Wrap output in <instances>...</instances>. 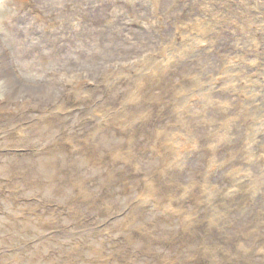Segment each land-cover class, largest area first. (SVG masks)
Masks as SVG:
<instances>
[{
	"label": "rangeland",
	"instance_id": "1",
	"mask_svg": "<svg viewBox=\"0 0 264 264\" xmlns=\"http://www.w3.org/2000/svg\"><path fill=\"white\" fill-rule=\"evenodd\" d=\"M48 1L0 0V264H218L221 261V256L226 257L229 264H238L244 261L248 255L249 263L252 261L254 264L262 262L264 259V196L262 190L258 188L257 182L252 178L253 175L260 178L256 170L259 168V163L254 158L251 149L246 147V139H242V143L234 150L228 149L229 140H235L232 132L236 127L235 119L227 122L229 134L222 128L224 137L216 139L212 133L206 132L205 129L204 132L202 131L204 134L196 135L194 129L199 125L192 127L194 122L190 121L200 120V116H194L189 108V103H187L184 116L175 114L180 123L176 131L181 136L179 150H176V145L173 149L171 146L167 147L171 142L172 137H170L165 145L169 155L168 159L166 155L160 166L149 160V166L145 167V171H142L144 162L141 159L125 163L121 155L110 152L115 149V146L97 148L99 145H96L94 146L96 148L93 147V149H100V152L104 153L102 154L104 160L117 163L114 166L102 160L98 161L97 155H93L91 158L90 152L87 150L84 151L87 156L80 159L82 154L79 153V150H74L72 144L67 141L68 135L62 138V133L74 131L72 127L79 130L83 129L82 126L90 128L89 125H85L87 119L77 114L80 108L70 115L58 119V115L55 114L57 109H54L58 100L51 98L52 101L48 103L46 100L49 92H39L40 87H35L47 83V78L51 80L50 78L54 77V75H50L51 71L81 67L80 71L87 70L86 77L83 78L90 80L89 86L93 87L96 82L95 77H90L88 70L95 69L98 72L108 63L106 61L116 58L120 61L131 60L126 62L131 64V62L139 60L138 58L141 56L146 57L144 52L166 44L167 35L172 32L170 25L163 23L162 27H159V24L154 25L145 19L150 17L151 2L149 0H58L59 2L56 1L53 4L55 8H52L53 5H47ZM95 2L101 4L100 16L92 6ZM45 8L46 12L38 11ZM61 8L76 9V16L72 17L69 24H67L65 14L60 12ZM84 8L87 9V15H82ZM78 11L79 14H77ZM38 12L43 14L41 21L44 23H35L34 19L36 18L34 17H39ZM133 16L135 17L132 19ZM88 17L90 20H86ZM92 25H96L97 30H103L102 42L123 36H139L137 39H144V42L129 43L120 49L111 50L106 53V56L100 57L97 64L80 63L73 60H65V62L63 60L62 62L57 57H55L57 59L51 58L53 56L44 61L39 59L40 49L38 47L45 49V51L42 50L43 53H48L53 51L56 45H63L59 50L63 49L66 52L69 48V46L66 47L68 43L89 39L87 31ZM36 26H38V30L43 26L47 27L44 30L48 31L49 28L56 31L48 32L47 36H44L45 34H42L41 31L36 32L35 30L32 35L25 34L26 29L36 28ZM167 27H169V31H167ZM23 34L27 38L25 42L22 41ZM66 35L68 38H64ZM10 39L16 40L20 45H14ZM4 52L8 53L9 57L5 60L9 64L11 73L6 72L3 67L4 58L1 56ZM54 55L58 56V53L54 52ZM40 57L42 58V56ZM208 57L207 60L210 63L212 61L210 57L214 59V55L210 54ZM196 58L197 55L192 54L179 61L178 68L171 67L167 70H160L159 74H157L158 71L152 73L148 70L143 73L139 67L136 69L130 67L131 69L127 70L129 72L120 69L123 72L117 73L108 79V82L100 73L102 83H99V90L104 87L103 94L105 96L111 87L127 86V90H135L137 82H161L162 86L165 84L164 88L168 91L169 97L166 99H170L175 86L179 82H184V77L192 71L193 66H197ZM140 59L144 61V59ZM173 73L177 75L171 78L169 83H166L168 82L167 78ZM178 76L180 77L178 78ZM176 78L178 79L175 83ZM59 83L60 87L56 89L54 95L63 97V91L70 82L61 80ZM184 85L187 84L184 83ZM144 89L140 88L139 90ZM159 89L155 90L159 91ZM28 91L32 94H28ZM35 91L37 95H34ZM41 91H44L43 88ZM123 91L125 88L121 92ZM217 93L219 96H223L230 92L220 89ZM147 98L148 105L155 107L157 112L160 111V106L154 104V99L149 98V94ZM119 99L121 98H118L117 103L120 102ZM90 101L95 103L92 98ZM217 103L212 106L213 110L225 115L226 113L223 111L227 110L232 116L238 114L235 106L232 107L222 101ZM135 104L137 103H129L128 106ZM71 106H75L74 102L68 106V109ZM68 109L66 108L65 111ZM46 111H52L55 116L57 115L55 118L61 120L58 127L55 124L48 125V123L42 127L45 120L41 118ZM146 112L149 113V111ZM93 116L92 119L96 124L101 126L107 124L106 116L99 113H93ZM187 117H189L187 123L182 122ZM244 121L245 123L238 120V123L243 125L242 128L248 126L245 118ZM140 122L139 119H136L137 125ZM35 124H40L37 127L38 132L36 131L38 135L33 132V138L30 136L28 139L30 130ZM112 124L111 126L114 128ZM251 128H256V126H251ZM44 131L48 133H44ZM88 131L89 137L93 139L95 133L91 129L86 130V132ZM244 131L247 132V129L244 128ZM135 133L134 141L141 138L143 142L148 139L147 134L140 130ZM58 143L61 144L56 146ZM85 145L88 147V141ZM260 151L259 153L262 154L263 152ZM91 153H93L92 148ZM197 156H204L199 163L200 169L195 171L198 173L197 179L204 177L210 183L205 189L202 179V187L199 184L196 191L200 196L193 194L194 196L191 198L189 192L187 196L181 194L180 199L185 205L192 202L195 211L199 210L198 213L201 215H207L202 222L203 234H205V229L214 231L216 234L209 243L205 244V241L201 239V232L198 231L197 239H189L186 242L188 248L174 247L173 245L178 240L183 239L184 235L189 233V225L181 226L182 220L179 217L181 212L175 210L178 199L170 196V191L164 194L161 205H159L160 202L155 205L156 197H159L160 194L155 191L154 184L160 180H166L167 186H172V189L178 186L183 191V187L188 186L190 191V186L185 182L196 178L193 174L194 170L187 172V169ZM113 157L118 161H114ZM158 157L160 156L158 155ZM60 161L61 163H59ZM262 162H264V156L260 164ZM136 163H141V167L136 166ZM194 164L192 163L191 166ZM112 166L115 169L125 166L128 176L111 187V185L102 184L99 177L105 178L113 171ZM57 169L60 170L58 177L55 174ZM63 173L66 177L65 180ZM88 175L93 176H90L92 180L86 185L73 186L80 181L81 176L88 177ZM135 179L138 180L139 187L151 189L152 194L136 197L140 193L134 190L131 185ZM62 180L64 183H61ZM124 183L126 188H124ZM234 190L249 195L243 201L242 208H248L251 217L256 216L258 221L247 225V219L245 224H239L245 217V213L243 215L235 211L237 199L230 201L232 197L227 196L228 192L233 194ZM165 198H167L166 203ZM238 200L241 201V198ZM138 201L144 207L142 212L148 215L144 219L142 217L135 219L132 209H130L137 205ZM201 208H206L210 212L200 211ZM149 216H159L167 220L166 217H170L168 226L165 224L166 220L158 219L151 229L153 220H150ZM184 219L190 220L191 218L185 216ZM176 225L179 226L172 232L175 240L172 245L168 242L165 244L155 242L151 238L152 234L157 233L155 229L161 228V226L173 228ZM238 225L246 226V230L261 241L249 245L246 237L239 239V236L232 232L233 230L230 231L235 236L234 240L233 235L228 234V231L224 233L225 229H232L234 226L237 229ZM181 231L185 234L181 235ZM130 233H135L134 237L130 238L128 236ZM218 235H222L224 244L233 241L232 251L227 247L215 244ZM147 241L152 242L151 253H141L138 245ZM181 253H183L182 258Z\"/></svg>",
	"mask_w": 264,
	"mask_h": 264
},
{
	"label": "bare ground",
	"instance_id": "2",
	"mask_svg": "<svg viewBox=\"0 0 264 264\" xmlns=\"http://www.w3.org/2000/svg\"><path fill=\"white\" fill-rule=\"evenodd\" d=\"M56 1L59 2L58 0H49L47 5H53ZM149 1L151 2L150 17L144 18L148 22H152L154 25L159 24V27H162L161 24L163 23L168 24L170 25L169 27L172 28V32L167 35V40H165L166 44L144 52L146 54V57H140L144 59V61L138 58L139 60H137L136 62L127 64L126 62L131 60L120 61L116 58L106 61L108 63L98 72H96L95 69H90V71L88 70V75L90 77H95L96 82H94L95 86L93 87L89 86L90 80H86L85 78H83L86 77L87 70L83 68L84 71H80L82 67L73 68L71 70L60 69L51 71L50 75H54V77L50 78L52 82H50L51 80L47 78V83L45 82L35 86L36 88L40 87L39 92H49L48 98L46 100L48 103L52 101L51 98L58 100L56 103L57 106H54V109H57V112H55V114L58 115H56L58 119H61L62 116L70 115L72 112L78 110L79 108L80 111L77 114H80L81 116H83V118L87 119L85 125H89L90 128L88 126H82L78 123L83 127L82 130L72 127L74 131L70 129L71 131H69L68 133L63 132L62 138L66 135L69 136L67 141L72 144V146L75 148L74 150H79V153L82 154V157L80 156V159L87 156L86 154H84V151L87 150L88 152H90L89 154L91 158L93 155H97L98 161L102 160L103 162L114 166L117 163L104 160V158L102 157V154L104 153H101L100 149H93V147L96 145H99L97 148L115 146V149L110 152L114 153L115 155H121L125 163L127 161L131 163V160L137 161L138 159H141L144 162L142 171H145V167L149 166V160L151 162L153 161V163L155 164H159L160 166L162 160L166 158V155L168 159L169 155L167 154L166 150L168 146H171L173 149V147L176 145V150H179L181 136L179 133H176V131L180 123L177 121L178 117H176L175 114L178 113L181 116H184V109L187 108V103H189V108L193 112L194 116H200V120L197 119L198 121H190L194 122V124H192V127L199 125L198 127H196V129H194L196 135L204 134L202 133V131L204 132L205 129L206 132L208 131L212 133L213 137H215L216 139L218 137H224L222 128H224L226 130V133L229 134L230 130L227 122L231 121L232 119L236 120V127L234 131H232L235 140H229L230 146L228 147V149L234 150L235 147H239V145L242 143V139H246V147L251 149V152L254 154V158L259 163V168L256 170L260 178L254 175L252 176V178L257 182L258 188L262 190V194L264 196V162L260 164L264 156V0ZM100 5V3L96 2L92 4L94 10L97 11L98 16L101 15L99 11ZM52 8H55V5H53ZM38 11L46 12L47 9L45 8ZM121 11L123 12V10ZM60 12L65 14L66 21H68L67 24L71 22V20L73 19L72 17L76 16L75 8H61ZM126 12H128V10H126ZM77 14H79V11L77 12ZM82 15H87L86 8H84ZM38 16L39 17H34L36 18L34 19L35 23L42 22L41 19H43V14L38 12ZM134 17L135 16H133L132 19ZM86 20H90V17H88ZM169 27L166 28L167 31H169ZM44 28L47 27L41 26L40 30H38V26H36V28L29 27L24 32L26 35H29V33L32 35L33 30H35L36 32L41 31L42 34H45L44 36H47L49 35L48 32L53 33L56 31L55 29L49 28L47 31L44 30ZM96 28V25H92V27L88 28L87 33L89 39L68 43L66 47L69 46V48L66 52H64L63 49L59 50L61 47H63V45H56L55 49L48 53H43L42 50L45 51V49L42 47H38L40 49V56H42V58L39 56V59L44 61L50 56H53L51 58H58L62 62L63 60L64 62L65 60H73L80 63L84 62L97 64L98 61L103 56H106V53L110 52L111 50L113 51L114 49H120L122 46L129 43L144 42V39H137L139 38V36H123L118 39L114 38L113 40H106L105 42H102L103 40H101V34L103 30H97ZM45 31H47V33H45ZM25 34H23L22 36L23 42H25V39H27ZM64 38H68L67 35L64 36ZM10 41L14 45H20V43L17 44L16 40L10 39ZM54 52L58 53V56H55ZM192 54L197 55V61H195L197 66H193L192 71L189 72L186 77H184V82H179L175 86V89L171 92L173 99L171 98V96L170 99H166L169 97L168 91L164 88L165 84L162 86L161 82H137L135 90L130 89L131 92L130 90L126 89L127 86H121L122 89L119 88V86L115 88L111 87L108 89V93L105 96L103 94L104 87L99 90V83H102V77L100 76L101 74L105 77L106 82H108V79H110L117 73L123 71L126 72L130 69V67H133L135 69L139 67V69L143 73L148 70L152 73L158 71L157 74H159L160 70H167L171 67L178 68L179 61L190 57ZM210 54L214 55V59L210 57V60L212 61L208 63L207 59L209 58L208 55ZM1 57L4 58L3 67L5 68V71L11 73V70L8 66L9 64H7L5 60L7 57H9L8 53L4 52ZM120 69H122L123 71ZM176 75V73H173L170 77L167 78L166 81L168 82L166 83H169L171 78ZM179 77L180 76H178V78ZM178 78L175 79V83ZM61 80L64 82H70V84L63 91V97H58L54 94L56 92V89H59L60 86L58 85V83ZM220 81L222 82L220 83ZM129 82L132 83V81ZM184 83H186L187 85H184ZM128 85H130V83ZM42 88L44 91H41ZM124 88L125 91L121 92L122 90H124ZM140 88L145 89L139 90ZM158 88H160L159 91H156L155 89ZM220 89L229 91L230 93L219 96L217 92ZM99 91H101V93H99ZM27 93L32 94L29 91ZM148 94L149 98L154 99V104L158 107L160 106V111L157 112L155 107H150L148 105ZM34 95H37L36 91L34 92ZM79 97H81V99H78ZM91 98L95 101L96 104L91 103ZM118 98H121L119 99V103L116 102ZM139 98L141 99L138 100ZM220 101H222L223 103L226 102L232 107L235 106L237 108L238 114L236 116H232L227 110L223 111L226 113L225 115L222 112L213 110L212 106L217 105V102ZM73 102L75 106H71V108L69 107L68 109V106ZM134 102H136L137 104H135L134 106H128L129 103ZM105 103L107 104L103 105ZM66 108L68 109L67 111H65ZM146 111H149V113ZM93 113H99L102 116H106L107 124L103 126L96 124V122L92 119V117H94ZM55 114L52 113V111L44 112L41 119H44L45 123H42V127L47 125V123L48 125L55 124V126L58 127L61 120L59 121L58 119H56ZM243 117L247 121L246 123H248V126L244 127L247 129V132H245L244 128L241 127L243 125L238 123V120L245 123ZM136 119H139V121H141L138 125L136 123ZM188 119L189 117L183 119L182 122L187 123ZM111 124L114 125V128L111 126ZM148 124L151 125L147 126ZM38 126H40V124H35V126L32 127L31 130L29 129L30 134L28 139L30 138V136H32L33 138V132L34 134L38 135L36 133ZM251 126H256V128H251ZM87 129H91L92 132L95 133V137L93 139L89 137V131L86 132ZM137 130H140V132H144V134H147L148 139L144 140L143 142L141 138L134 141L136 135L135 132ZM44 133L48 132L44 131ZM170 137H172L171 142L165 148L166 142L170 140ZM116 138H118L119 140H117ZM87 141L89 143L88 147L87 145H85ZM144 143L145 146L143 145ZM60 144L61 143H58L56 146ZM91 148L93 150V153H91ZM259 151L263 153L261 154L259 153ZM158 155L160 157H158ZM203 157L204 156L195 157L192 160V163L195 164L191 166V163L189 165V168L187 169V172H189V170L191 172L194 170L193 174H195L196 178L185 182L190 186V191L188 186H184L183 191H181L178 186L172 189V186H167L166 180L159 179L161 182L159 181L154 184L155 191L157 192V194H160L159 197H156L155 205H157L158 202H160L159 205H161V203L163 202L164 194L167 191H170V196L176 197L178 199V201L176 202L177 208H175V210L181 212V215L179 216L182 220L180 222L181 226L189 225V233L185 234L181 231V235H185L183 239L178 240V242L173 245L174 247L182 246L188 248L186 242L189 239H197L198 231L201 232L200 236L201 239L205 241V244L209 243L210 239L212 240L214 235L216 234V232L208 231L206 229L205 234H203L202 222H204V219L206 218L205 216L207 215H201V213H198L199 210L195 211L194 207L192 206V202H190L189 205H185L180 199L181 194L183 196H187L189 192V196L191 198L194 195L200 196L199 192L196 191L199 184L202 187V179L204 181L205 189L210 183V181L204 177L202 179H197L198 173L195 172L196 170L198 171V169H200L199 163L203 160ZM113 160L118 161V159L115 157H113ZM59 163H61V161ZM153 163L151 164L157 167V165ZM135 165L141 167V163H136ZM234 166H237V164H234ZM120 168L121 169H115V167H113V171L110 172L105 178L99 177L100 181L102 180L101 183L104 185H111L112 187L117 182L127 177V168L125 166H121ZM57 170L58 171L55 173L56 176L60 175V170ZM90 176H81L80 181L73 184V186H76L78 184L86 185L92 180ZM63 179H66L64 173ZM64 180H62L61 183H64ZM137 181L138 180L135 179V182H131L132 188L139 191L140 193L136 197L139 198L152 194L151 189L147 190L145 187H139ZM126 187L127 186L124 183V188ZM227 196L232 197L230 201H234L235 199H237L235 211H238L243 215L245 213V217L239 222V224H245V221L247 219V225L249 223L252 224L253 222L258 221V218L256 216L251 217V212L250 210H247L248 208H242L244 204L243 201L248 198V194L239 193L238 191L234 190L233 194L228 192ZM167 198H165V203L167 201ZM238 198H241V201H239ZM137 203V205H134L130 208L132 209L134 218H146L148 215L142 212V208H144L143 205L139 201ZM201 210L209 211L206 208H201L200 211ZM185 216L191 219L185 220ZM166 218H168V220L170 219V217L168 216ZM149 219L153 220V222L151 223V229H153L152 226L158 219L166 220L165 224L168 226L169 221L162 217L149 216ZM167 226H161V228L155 229L157 233L154 235L152 234L151 238L154 239L155 242L164 244L165 242H168L172 245V243H174L175 241L174 237L172 236V232L174 229H177L179 225H176L173 228ZM235 226L232 227V229H225L224 233L228 231V234L233 235L230 231L233 230L232 232H234L236 236H239V239L240 237H244V239L246 237L248 239L249 245L261 241L256 236H252L249 231L246 230V226L240 227L238 225L237 229H235ZM134 235L135 233H130L128 236L132 238L134 237ZM216 237L217 242H214L215 244H219L221 245V247H227L231 251L233 250V241L224 244L222 242V235H218ZM234 237L235 236L233 235V240ZM203 241L201 242L203 243ZM151 244V241H147L145 243H142V245H138L139 251L141 253H151ZM174 249L179 250L178 248ZM182 254L183 253L180 254L181 258ZM249 258L250 257L248 255V257L244 259V261L238 264H243V262H245L244 264H248L250 261ZM218 264H229V262L228 260L226 261V257L221 256V261ZM249 264L254 263L252 261ZM258 264H264V259Z\"/></svg>",
	"mask_w": 264,
	"mask_h": 264
}]
</instances>
